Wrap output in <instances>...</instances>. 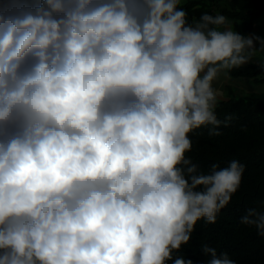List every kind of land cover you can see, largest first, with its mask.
<instances>
[{"label":"clouds","instance_id":"1","mask_svg":"<svg viewBox=\"0 0 264 264\" xmlns=\"http://www.w3.org/2000/svg\"><path fill=\"white\" fill-rule=\"evenodd\" d=\"M184 2L0 0V264H192L246 169H204L191 134L230 126L223 85L264 38ZM240 223L264 237V204Z\"/></svg>","mask_w":264,"mask_h":264},{"label":"trees","instance_id":"2","mask_svg":"<svg viewBox=\"0 0 264 264\" xmlns=\"http://www.w3.org/2000/svg\"><path fill=\"white\" fill-rule=\"evenodd\" d=\"M182 7L190 20L205 11L223 14L231 23H239L242 35H252L264 23V0H185ZM231 75L264 82V63H250ZM218 112L221 119L225 114L234 116L230 126L221 128L220 136H209L208 128L193 132V151L188 155L204 169L213 162L225 167L228 161L237 159L246 170L240 189L218 215L217 223L198 222L190 242L177 255L190 259L192 264H207L210 257L202 252V245L207 244L226 252L236 264H264V237L255 228L240 223L247 209L264 204V93L226 98Z\"/></svg>","mask_w":264,"mask_h":264},{"label":"rangeland","instance_id":"3","mask_svg":"<svg viewBox=\"0 0 264 264\" xmlns=\"http://www.w3.org/2000/svg\"><path fill=\"white\" fill-rule=\"evenodd\" d=\"M257 23H259V21ZM231 26L235 31H238L240 29V25L238 22H232ZM261 30L262 32H264V23H261ZM252 35L259 37V26L255 28ZM260 37L264 38V35H261ZM256 47L259 48L260 45L257 43ZM261 62L264 63V52L258 51L257 55L253 58V61L251 63ZM226 86H228L227 89L224 88ZM223 90L225 91L227 98L234 96H244L252 92L264 93V82H254L253 80L247 78L232 77L231 81L223 85Z\"/></svg>","mask_w":264,"mask_h":264},{"label":"crops","instance_id":"4","mask_svg":"<svg viewBox=\"0 0 264 264\" xmlns=\"http://www.w3.org/2000/svg\"><path fill=\"white\" fill-rule=\"evenodd\" d=\"M264 34V32H262V30H261V25H259V37L261 36V35H263Z\"/></svg>","mask_w":264,"mask_h":264}]
</instances>
